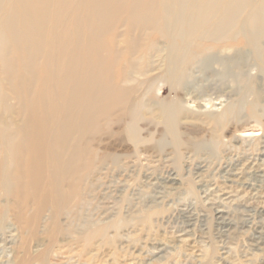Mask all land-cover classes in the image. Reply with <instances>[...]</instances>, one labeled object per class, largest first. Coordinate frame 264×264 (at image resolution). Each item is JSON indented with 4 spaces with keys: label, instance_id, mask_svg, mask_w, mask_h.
I'll use <instances>...</instances> for the list:
<instances>
[{
    "label": "rangeland",
    "instance_id": "obj_1",
    "mask_svg": "<svg viewBox=\"0 0 264 264\" xmlns=\"http://www.w3.org/2000/svg\"><path fill=\"white\" fill-rule=\"evenodd\" d=\"M232 42L212 49L208 69L194 63L179 90L162 80L144 98L137 141H97L109 155L74 201L56 168L52 202L29 209L32 228L1 216L0 264H264V36L258 56L243 50L240 80L217 74L219 57L239 73ZM164 56L152 52L148 77L165 70ZM8 200L0 194V210Z\"/></svg>",
    "mask_w": 264,
    "mask_h": 264
},
{
    "label": "bare ground",
    "instance_id": "obj_2",
    "mask_svg": "<svg viewBox=\"0 0 264 264\" xmlns=\"http://www.w3.org/2000/svg\"><path fill=\"white\" fill-rule=\"evenodd\" d=\"M263 36L264 0H0V194L9 199L0 217L10 212L21 231L32 228L29 209L48 205L56 168L74 201L109 155L97 141H137L144 98L162 80L179 90L192 65L208 69L212 49L228 41L239 73L217 56V74L240 80L243 50L258 56ZM152 52L165 53L166 68L148 77Z\"/></svg>",
    "mask_w": 264,
    "mask_h": 264
}]
</instances>
